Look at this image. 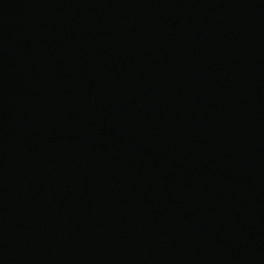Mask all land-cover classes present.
<instances>
[{"label":"water","instance_id":"water-1","mask_svg":"<svg viewBox=\"0 0 264 264\" xmlns=\"http://www.w3.org/2000/svg\"><path fill=\"white\" fill-rule=\"evenodd\" d=\"M0 264H264V0H0Z\"/></svg>","mask_w":264,"mask_h":264}]
</instances>
